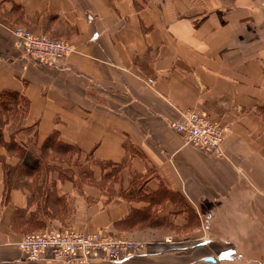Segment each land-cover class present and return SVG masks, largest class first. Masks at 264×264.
<instances>
[{
	"label": "crops",
	"instance_id": "crops-1",
	"mask_svg": "<svg viewBox=\"0 0 264 264\" xmlns=\"http://www.w3.org/2000/svg\"><path fill=\"white\" fill-rule=\"evenodd\" d=\"M16 24L70 49L40 63ZM187 108L221 156L171 127ZM71 229L143 246L23 258ZM0 264H264V0H0Z\"/></svg>",
	"mask_w": 264,
	"mask_h": 264
},
{
	"label": "built area",
	"instance_id": "built-area-1",
	"mask_svg": "<svg viewBox=\"0 0 264 264\" xmlns=\"http://www.w3.org/2000/svg\"><path fill=\"white\" fill-rule=\"evenodd\" d=\"M11 32L22 42L27 55L40 63L62 58L70 49L60 38L32 32L22 25H14ZM147 81L151 83L152 79ZM180 114L181 120L173 122L171 127L183 136L185 142L221 156L224 127L203 110L187 108ZM19 245L24 259L34 258L45 250L58 259L83 257L88 252L101 250L111 259L122 260L132 258L143 242L104 236L97 231L88 233L71 229L61 234L27 233L22 236ZM166 245L178 247L170 237H165L156 249L163 251Z\"/></svg>",
	"mask_w": 264,
	"mask_h": 264
},
{
	"label": "trees",
	"instance_id": "trees-1",
	"mask_svg": "<svg viewBox=\"0 0 264 264\" xmlns=\"http://www.w3.org/2000/svg\"><path fill=\"white\" fill-rule=\"evenodd\" d=\"M70 149V147L66 146V145H63V144H58V146L56 148H53V151H57V152H68Z\"/></svg>",
	"mask_w": 264,
	"mask_h": 264
},
{
	"label": "rangeland",
	"instance_id": "rangeland-1",
	"mask_svg": "<svg viewBox=\"0 0 264 264\" xmlns=\"http://www.w3.org/2000/svg\"><path fill=\"white\" fill-rule=\"evenodd\" d=\"M66 155L68 156V162H71L74 158H76V153L73 150H69L68 152H66ZM185 248H187V245H184Z\"/></svg>",
	"mask_w": 264,
	"mask_h": 264
},
{
	"label": "water",
	"instance_id": "water-1",
	"mask_svg": "<svg viewBox=\"0 0 264 264\" xmlns=\"http://www.w3.org/2000/svg\"><path fill=\"white\" fill-rule=\"evenodd\" d=\"M206 260H207V261H213V258L208 257V258H206Z\"/></svg>",
	"mask_w": 264,
	"mask_h": 264
}]
</instances>
